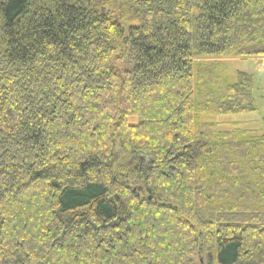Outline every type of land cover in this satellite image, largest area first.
I'll list each match as a JSON object with an SVG mask.
<instances>
[{
	"label": "trees",
	"instance_id": "1",
	"mask_svg": "<svg viewBox=\"0 0 264 264\" xmlns=\"http://www.w3.org/2000/svg\"><path fill=\"white\" fill-rule=\"evenodd\" d=\"M237 58L264 0H0V264H264Z\"/></svg>",
	"mask_w": 264,
	"mask_h": 264
},
{
	"label": "rangeland",
	"instance_id": "2",
	"mask_svg": "<svg viewBox=\"0 0 264 264\" xmlns=\"http://www.w3.org/2000/svg\"><path fill=\"white\" fill-rule=\"evenodd\" d=\"M257 58H237L226 60L227 73L234 78L237 72L251 74L255 77L254 97L257 109L251 112L208 116L220 129L240 127L262 131L264 129V62ZM135 120L131 118L130 121ZM196 264H205L204 256L195 258Z\"/></svg>",
	"mask_w": 264,
	"mask_h": 264
},
{
	"label": "crops",
	"instance_id": "3",
	"mask_svg": "<svg viewBox=\"0 0 264 264\" xmlns=\"http://www.w3.org/2000/svg\"><path fill=\"white\" fill-rule=\"evenodd\" d=\"M260 61L264 62V58H261V60H260Z\"/></svg>",
	"mask_w": 264,
	"mask_h": 264
}]
</instances>
